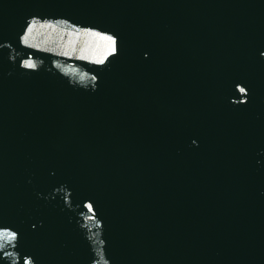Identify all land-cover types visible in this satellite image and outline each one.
Here are the masks:
<instances>
[{"label": "water", "instance_id": "95a60500", "mask_svg": "<svg viewBox=\"0 0 264 264\" xmlns=\"http://www.w3.org/2000/svg\"><path fill=\"white\" fill-rule=\"evenodd\" d=\"M0 264H264V0H0Z\"/></svg>", "mask_w": 264, "mask_h": 264}, {"label": "snow or ice", "instance_id": "6c2138e0", "mask_svg": "<svg viewBox=\"0 0 264 264\" xmlns=\"http://www.w3.org/2000/svg\"><path fill=\"white\" fill-rule=\"evenodd\" d=\"M101 39L107 40L109 42V50L114 52L115 51V41L112 40L111 37H101ZM31 66V65H29ZM243 91V89H241ZM11 238H14V234H11Z\"/></svg>", "mask_w": 264, "mask_h": 264}]
</instances>
